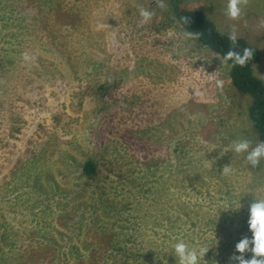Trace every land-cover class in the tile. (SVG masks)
I'll use <instances>...</instances> for the list:
<instances>
[{
	"label": "rangeland",
	"instance_id": "obj_1",
	"mask_svg": "<svg viewBox=\"0 0 264 264\" xmlns=\"http://www.w3.org/2000/svg\"><path fill=\"white\" fill-rule=\"evenodd\" d=\"M177 3L234 28L264 81V0L235 20L228 0ZM186 32L172 0H0V264H178V240L231 264L264 160L231 153L259 141L252 99Z\"/></svg>",
	"mask_w": 264,
	"mask_h": 264
},
{
	"label": "trees",
	"instance_id": "obj_2",
	"mask_svg": "<svg viewBox=\"0 0 264 264\" xmlns=\"http://www.w3.org/2000/svg\"><path fill=\"white\" fill-rule=\"evenodd\" d=\"M172 5L176 18L185 30L193 33L203 45L219 53L228 62L232 85L240 93L252 99L249 106L250 121L257 132L258 140L264 141V81L255 76L252 69L255 51L251 50L247 41L242 37L235 38L234 42L229 40L228 36L220 32L203 11L182 8L177 0H172ZM121 20L124 18L116 15L113 21L118 25ZM245 49L248 50L247 53ZM230 51L234 53L233 56H228ZM150 101L151 98H148L144 100V103L149 104ZM96 162L93 157L82 162V178H92L98 173L99 165ZM29 179V173H27L23 180L28 181ZM33 184L36 185L35 182Z\"/></svg>",
	"mask_w": 264,
	"mask_h": 264
},
{
	"label": "clouds",
	"instance_id": "obj_3",
	"mask_svg": "<svg viewBox=\"0 0 264 264\" xmlns=\"http://www.w3.org/2000/svg\"><path fill=\"white\" fill-rule=\"evenodd\" d=\"M239 5L240 0H228L225 14L229 19L235 20L240 16L241 8ZM158 6L163 7V3H159ZM138 14L145 22L154 15L152 11L143 7L138 8ZM261 25L264 26V21H261ZM185 35L192 36L193 33L186 32ZM228 38L233 42L235 41L234 28L229 31ZM245 52L247 53L248 50L245 49ZM233 55L234 53L231 51L228 53V56ZM32 59L33 57L27 53L23 54L24 61L27 62ZM240 62L242 63L243 61ZM216 84L218 88L221 87V81L218 80ZM230 151L236 154L243 153L246 163L252 168H257L261 161L264 160V141H258L253 145L248 139L241 138L232 142ZM227 170L228 166H224L222 172ZM247 226L251 235H245L236 242L234 254L230 257L231 264H264V199H254L250 203ZM206 251L192 248L183 240H178L173 245V254L178 260V264H201ZM245 253H250L251 255L246 257Z\"/></svg>",
	"mask_w": 264,
	"mask_h": 264
},
{
	"label": "bare ground",
	"instance_id": "obj_4",
	"mask_svg": "<svg viewBox=\"0 0 264 264\" xmlns=\"http://www.w3.org/2000/svg\"><path fill=\"white\" fill-rule=\"evenodd\" d=\"M223 140V139H222ZM231 159V158H230ZM244 160V159H243ZM192 199V198H191ZM29 200V199H28ZM28 202V201H27Z\"/></svg>",
	"mask_w": 264,
	"mask_h": 264
}]
</instances>
